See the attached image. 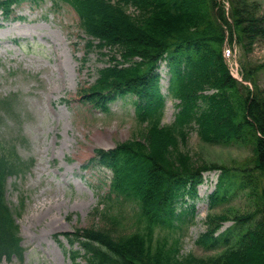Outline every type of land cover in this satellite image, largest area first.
<instances>
[{"label":"trees","instance_id":"trees-1","mask_svg":"<svg viewBox=\"0 0 264 264\" xmlns=\"http://www.w3.org/2000/svg\"><path fill=\"white\" fill-rule=\"evenodd\" d=\"M22 1L1 0L0 8L8 16L11 5ZM68 1L87 33L121 53L120 62L101 71L94 91L138 95L137 111L147 123L140 140L97 151L102 163L114 171L113 192L136 205L133 215L138 225L130 232H119L127 218L121 215L120 221L107 207L111 214L107 227L85 229L71 239L80 242L86 264H264V97L259 92L253 97L247 88L241 91L231 78L220 50L222 32L211 20L209 0ZM248 1L242 0L243 8L249 9ZM130 7L136 12L129 14ZM234 13L240 16L237 6ZM247 23L239 32L249 42L264 37V17ZM165 53L176 77L170 91L181 101V110L173 124L161 126L164 101L156 68ZM199 100L204 102L202 111ZM192 123L203 140L246 146L251 156L240 167L196 164L181 149ZM4 167L1 156L0 178ZM217 167L222 174L213 202L246 192L248 209L210 216L209 230L198 242L216 250L215 254L182 255L184 211L177 213V203L185 193L196 194L194 184L203 171ZM229 220L234 225L215 236ZM18 241L15 231L0 224V260L19 253ZM80 256L76 252L73 257Z\"/></svg>","mask_w":264,"mask_h":264},{"label":"rangeland","instance_id":"rangeland-1","mask_svg":"<svg viewBox=\"0 0 264 264\" xmlns=\"http://www.w3.org/2000/svg\"><path fill=\"white\" fill-rule=\"evenodd\" d=\"M51 3L40 0V5L21 4L15 9L16 17H24L20 21H3L0 14V98L19 95L14 109L0 110L1 139L5 146L17 143L22 158L35 161L26 177H13L8 182V199L13 208L19 205L20 209L16 218L23 237L24 260L13 257L0 264H76L71 258L69 241L63 235L80 228L107 227L106 218L94 215V209L112 177L109 170L99 165L91 164L86 169L83 165L94 156V149L112 148L146 132L144 126H138L132 96L118 99L108 113L82 104L81 87L93 84L99 70L110 65V57L118 50L100 49L95 46L97 41L89 47V38L81 29L76 12L64 4L59 12L53 13ZM247 4L249 9L243 8L242 0H237L240 19L264 15V0H249ZM236 50L234 67L242 62L253 67L264 62V39L249 53ZM160 71L162 93L166 96L169 83L166 63ZM258 82L264 88V73L258 75ZM211 93L213 90L206 92ZM177 103L166 98L165 123L174 120L179 111ZM200 103L204 106V102ZM187 141L184 148L196 164L206 161L235 166L249 156L246 148L204 143L195 128ZM209 177V182L199 188L194 223L182 240L184 255L205 257L213 253L197 243L207 231L208 195L217 182L216 176ZM22 198L26 201L23 209L19 204ZM247 207L248 201L242 196L219 205L213 213L233 214ZM125 210L123 231L130 232L138 222L132 204L127 203ZM232 223H225L223 229ZM78 264L85 261L78 259Z\"/></svg>","mask_w":264,"mask_h":264}]
</instances>
